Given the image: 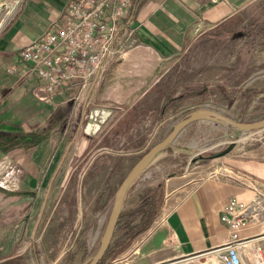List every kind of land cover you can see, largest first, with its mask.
<instances>
[{
  "label": "crops",
  "instance_id": "obj_1",
  "mask_svg": "<svg viewBox=\"0 0 264 264\" xmlns=\"http://www.w3.org/2000/svg\"><path fill=\"white\" fill-rule=\"evenodd\" d=\"M6 1L0 0V10ZM70 2L24 0L0 26V264H85L94 255L107 218L99 197H86L91 173L74 172L90 167L79 155L91 142L98 151L121 135L136 138L142 126L150 129L149 93L157 84L193 72V86L232 95L227 111L235 115L228 117L264 109V0H135L123 17L132 38L104 61L86 104L95 75L84 88L75 80L48 91L19 55L58 27ZM132 109L140 112L135 120ZM227 153L213 157L224 159L211 172L167 180L151 224L103 264L196 258L223 264L218 248L230 229L221 220L222 206L232 197L250 203L256 189L264 192V154ZM143 171L141 185L155 186L154 158ZM44 201L37 225L33 215ZM120 235L114 232L109 245ZM238 237L241 264H254L256 252L264 254V208Z\"/></svg>",
  "mask_w": 264,
  "mask_h": 264
},
{
  "label": "rangeland",
  "instance_id": "obj_2",
  "mask_svg": "<svg viewBox=\"0 0 264 264\" xmlns=\"http://www.w3.org/2000/svg\"><path fill=\"white\" fill-rule=\"evenodd\" d=\"M189 57L190 55L188 54L185 60L186 64H188ZM177 71L178 68L176 66L170 73L176 77ZM193 74V72H189L186 75H180L178 81H173L171 79L173 77H170L167 85L163 86L164 90L168 88L166 93L169 96L167 97L169 99L164 111L161 109L162 102L157 103L154 108H150V129L149 127L142 126L137 132L138 136L133 139L131 136L121 135V138H119L120 142L116 140L111 141V137L109 136L108 142L109 140L111 141V146L98 149V151L91 148V142V145L79 155L83 161L89 163L90 167L89 170L77 168L74 172L84 177L88 174H84L82 171L91 173L92 179L87 186L86 197H89V201L99 197L97 201L98 206L102 208V212H105V218L107 220L113 206L112 202L115 192L124 177L129 173L140 156L146 153L153 145L164 139L176 123L197 108H212L224 116H227V113L235 115L233 111H227L228 103L232 100V95L230 97L227 95L222 96L223 98H221V95L217 94L218 91H212L208 88V90H203V87H199L198 85L193 86L194 82H198L192 81ZM185 82L191 85L185 87ZM181 85L183 87L178 89ZM171 89H173L172 93ZM213 92H216L214 93L215 95H212ZM180 95H184L185 97L179 100L178 97ZM153 98L154 94H151L150 103L153 101ZM259 104H264V102L262 101ZM237 106L240 107L241 104ZM239 113L238 120L235 118L231 119L239 122H255V120L264 118V109L260 108L253 109L250 114H244L245 112L243 110ZM101 133L102 131L97 132L93 135V139L99 138L98 135ZM138 141L140 144L139 148L137 145ZM104 143L106 144V142ZM104 143L102 142L99 146ZM231 144L232 148L227 154H238L242 150H251L252 153L259 152L260 154H264V128L240 131L229 124L212 120H197L196 122L188 124L174 139L171 145L153 156L155 171L153 178L155 180V186L149 187L141 185V176L142 172H144L142 171L126 191L121 212L137 207L139 195L143 191L152 188H156L153 197L156 201L155 206L158 212L164 202V194L166 187H168L167 180H170L173 175L182 174L183 172L195 175L211 172L218 165L221 166L224 159L213 157L226 151V148ZM136 146L137 148H135ZM90 148L91 150H89ZM87 150L89 152L85 154ZM152 181L149 180L148 182ZM159 184L162 185L161 188L158 186ZM1 194L2 197L5 196V193ZM39 210L40 208L35 211L33 219H36ZM107 220L105 223H107ZM65 238H67V235ZM185 264L213 263L208 262L205 258H196L189 260Z\"/></svg>",
  "mask_w": 264,
  "mask_h": 264
},
{
  "label": "built area",
  "instance_id": "obj_3",
  "mask_svg": "<svg viewBox=\"0 0 264 264\" xmlns=\"http://www.w3.org/2000/svg\"><path fill=\"white\" fill-rule=\"evenodd\" d=\"M24 0H7L1 6L0 26L18 11ZM135 0H71L57 28L49 29L20 50L22 61L44 82L48 91L63 82L78 80L84 88L104 61L123 49L132 38L124 23V13ZM78 96V95H77ZM264 208V192L256 189L250 203L235 198L222 206L221 220L230 229L229 240L218 248L223 264H241L239 228ZM254 264H264V254L254 256Z\"/></svg>",
  "mask_w": 264,
  "mask_h": 264
},
{
  "label": "water",
  "instance_id": "obj_4",
  "mask_svg": "<svg viewBox=\"0 0 264 264\" xmlns=\"http://www.w3.org/2000/svg\"><path fill=\"white\" fill-rule=\"evenodd\" d=\"M100 73V69H98L95 73L93 80L91 81L90 89L86 95L85 104L88 100V96L90 91L92 90L93 86L95 85V81ZM197 120H212L216 122H221L224 124H229L238 130H256V129H263L264 128V118L260 120H255V122H245V121H236L231 119L228 116L222 115L220 112L212 109L207 108H197L195 111L188 114L186 117L181 119L178 123L174 125L172 130L166 135L164 139L160 142L153 145L146 153H144L134 166L130 169L129 173L124 177L120 185L118 186L113 200V206L110 210L108 215L107 223L102 231V235L99 241L98 249L94 253V255L88 259L85 264H99V261L102 259L106 251L108 250L109 244L112 240L114 235L113 231L115 225L118 220V216L122 210L123 206V199L125 196L126 191L128 190L130 184L137 178L139 174L150 164L153 156L164 150L167 146L171 145L174 142V139L179 135V133L190 123L196 122ZM217 156V155H216ZM214 156V157H216ZM41 210L39 211L37 217V225L41 221L40 218L42 216L43 210L46 206L45 201L42 203ZM36 225V226H37Z\"/></svg>",
  "mask_w": 264,
  "mask_h": 264
},
{
  "label": "trees",
  "instance_id": "obj_5",
  "mask_svg": "<svg viewBox=\"0 0 264 264\" xmlns=\"http://www.w3.org/2000/svg\"><path fill=\"white\" fill-rule=\"evenodd\" d=\"M178 83V82H177ZM179 84V83H178ZM177 84V85H178ZM163 89V84H157L149 93V97L151 94H154L153 101L150 103V108H154V106L161 103V109L164 111L166 103L168 101L169 96H167L166 90ZM173 89H171L172 93ZM185 96L180 95L178 98L183 99ZM129 116L134 120L139 115L140 112H136L135 109L130 110ZM232 148V144L226 148V151H229ZM224 151V153H226ZM160 188L162 187L159 184ZM155 189H148L143 191L139 195L138 205L134 209H129L128 211H122L119 214V218L114 228V232H121V235L116 238L112 245H109L108 250L99 261V264H103V261L107 258L109 254L118 253L119 251L124 249V246L130 242V240L140 231L147 228L151 222L153 221L155 215L157 214V208L155 206L156 201L154 200L153 193Z\"/></svg>",
  "mask_w": 264,
  "mask_h": 264
}]
</instances>
